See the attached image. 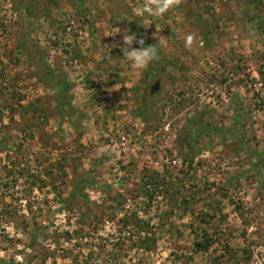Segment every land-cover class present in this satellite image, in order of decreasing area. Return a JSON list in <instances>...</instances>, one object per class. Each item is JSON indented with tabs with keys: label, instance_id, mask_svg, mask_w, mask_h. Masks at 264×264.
<instances>
[{
	"label": "rangeland",
	"instance_id": "374dc122",
	"mask_svg": "<svg viewBox=\"0 0 264 264\" xmlns=\"http://www.w3.org/2000/svg\"><path fill=\"white\" fill-rule=\"evenodd\" d=\"M145 4L0 0V264H264V0Z\"/></svg>",
	"mask_w": 264,
	"mask_h": 264
},
{
	"label": "clouds",
	"instance_id": "9594fccd",
	"mask_svg": "<svg viewBox=\"0 0 264 264\" xmlns=\"http://www.w3.org/2000/svg\"><path fill=\"white\" fill-rule=\"evenodd\" d=\"M181 0H146V4L141 7V12H148L152 15L163 16L169 9L179 6ZM121 30L117 28L116 31L109 33L108 36H115L120 34ZM195 41V36L192 33H188L185 36V45L191 47ZM123 55L126 56L128 62L135 69L146 68L147 65L153 60L159 59L157 49L153 45L145 46L143 38L137 39L135 34L129 35L125 30L122 35ZM136 43L139 47H133ZM114 47L116 45H113Z\"/></svg>",
	"mask_w": 264,
	"mask_h": 264
},
{
	"label": "trees",
	"instance_id": "16d2710c",
	"mask_svg": "<svg viewBox=\"0 0 264 264\" xmlns=\"http://www.w3.org/2000/svg\"><path fill=\"white\" fill-rule=\"evenodd\" d=\"M195 245L197 246V245H199V244L196 242Z\"/></svg>",
	"mask_w": 264,
	"mask_h": 264
}]
</instances>
